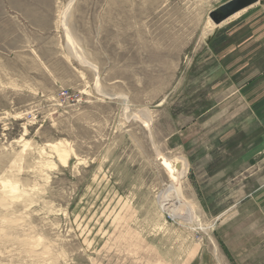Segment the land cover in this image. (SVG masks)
<instances>
[{
  "label": "rangeland",
  "instance_id": "rangeland-1",
  "mask_svg": "<svg viewBox=\"0 0 264 264\" xmlns=\"http://www.w3.org/2000/svg\"><path fill=\"white\" fill-rule=\"evenodd\" d=\"M225 1L0 0V264H264V0Z\"/></svg>",
  "mask_w": 264,
  "mask_h": 264
},
{
  "label": "bare ground",
  "instance_id": "bare-ground-1",
  "mask_svg": "<svg viewBox=\"0 0 264 264\" xmlns=\"http://www.w3.org/2000/svg\"><path fill=\"white\" fill-rule=\"evenodd\" d=\"M243 10L244 9L234 13L230 17L238 15ZM52 147L57 151L59 158L63 163H66L67 151L65 148H60L58 144H53ZM160 160L165 166L173 168L175 171L173 172L172 178H170L167 183L164 192L158 196L161 210L167 212L170 216H186L192 221L194 218V207L192 206L191 201L186 198V195L184 194L185 190H183V183L189 173V164L187 160L182 156L172 159L160 158Z\"/></svg>",
  "mask_w": 264,
  "mask_h": 264
},
{
  "label": "water",
  "instance_id": "water-1",
  "mask_svg": "<svg viewBox=\"0 0 264 264\" xmlns=\"http://www.w3.org/2000/svg\"><path fill=\"white\" fill-rule=\"evenodd\" d=\"M256 1L257 0H227L216 7L210 16L214 23L218 24L232 16L234 13L252 5Z\"/></svg>",
  "mask_w": 264,
  "mask_h": 264
}]
</instances>
